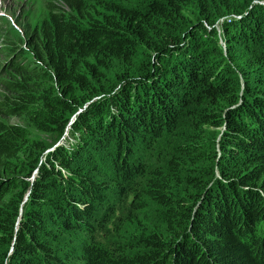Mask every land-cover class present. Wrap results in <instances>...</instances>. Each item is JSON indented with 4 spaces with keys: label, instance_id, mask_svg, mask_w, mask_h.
Listing matches in <instances>:
<instances>
[{
    "label": "trees",
    "instance_id": "trees-1",
    "mask_svg": "<svg viewBox=\"0 0 264 264\" xmlns=\"http://www.w3.org/2000/svg\"><path fill=\"white\" fill-rule=\"evenodd\" d=\"M63 4L41 24L34 68L12 49L22 80L6 106L53 144L0 124V264H264V0L111 2L98 19ZM184 118L186 144L156 148ZM204 127L219 129V151L203 182L187 166L208 162ZM171 145L172 176L151 175ZM140 187L168 238L143 235L129 252L95 241L109 195Z\"/></svg>",
    "mask_w": 264,
    "mask_h": 264
},
{
    "label": "rangeland",
    "instance_id": "rangeland-1",
    "mask_svg": "<svg viewBox=\"0 0 264 264\" xmlns=\"http://www.w3.org/2000/svg\"><path fill=\"white\" fill-rule=\"evenodd\" d=\"M140 1L82 0L84 9L82 15L85 19H98L107 12V7L111 2L133 6L140 4ZM52 8L69 12V8L63 4V0H0V124L9 128L12 126L25 127L32 132L33 136L44 141V144L49 147L53 144V139L48 135H43L32 129L26 117L17 115L10 108H7L6 105L11 99L15 98V94L10 91L8 83L13 84L22 80L21 74L15 67L16 58L12 54V49L17 47V52L20 49L24 51V56L20 60L21 66L26 68V72L32 67L34 68L36 62L39 63L36 60L35 53L37 47L39 49L41 48V42L43 40L40 28ZM214 27L217 34L215 43L222 53H224L226 47L221 24L218 23ZM74 116L72 120H74ZM189 123L184 118L180 129L174 132V134L164 135L158 142L159 145L156 148L168 147L171 143H176L178 139L174 138V136L181 138L179 145H185L187 138L192 135L190 134L192 132V126H189ZM218 132L219 129L212 127H204L201 131L197 130L195 132L197 141L201 144L202 151L210 153V156H208L207 163L199 165L198 167L187 166V168L191 170L188 174L200 177L203 182L206 180L203 178L208 176L211 171L213 155L219 151ZM188 134L189 137H187ZM66 138H69L68 134H66ZM66 138H63L62 143H66ZM51 150L53 149H48V151ZM174 151L171 145L160 162L149 160L148 170L150 174L154 175V172L158 170L161 173H166L169 177L172 176L171 172L167 170V161ZM157 154L156 151L153 152L155 159ZM147 155L148 153L144 155L143 159H146ZM176 156L178 157V155ZM213 168L215 169V167ZM184 173L185 171L183 170L181 175H184ZM3 175L0 174V177H3ZM182 183L184 182L179 181L181 186L179 185L178 187L173 184V187L175 188V192H178L182 198L188 201L194 195V190ZM27 195L25 196V202L28 200ZM116 195L118 196L114 198L112 194L109 195L110 199H112L110 200L111 209H103L98 214L97 218L99 222L96 221L94 223L92 232L95 241L115 252H119L120 249L129 252L136 249L135 245L138 242V238L143 235L154 234L161 239L168 238L165 225L162 221L164 209L153 199H146L145 191L141 187L129 188L124 194L116 193ZM20 212L23 213L22 208Z\"/></svg>",
    "mask_w": 264,
    "mask_h": 264
},
{
    "label": "water",
    "instance_id": "water-1",
    "mask_svg": "<svg viewBox=\"0 0 264 264\" xmlns=\"http://www.w3.org/2000/svg\"><path fill=\"white\" fill-rule=\"evenodd\" d=\"M28 198V197H27Z\"/></svg>",
    "mask_w": 264,
    "mask_h": 264
}]
</instances>
